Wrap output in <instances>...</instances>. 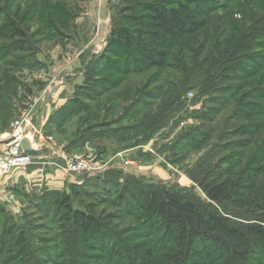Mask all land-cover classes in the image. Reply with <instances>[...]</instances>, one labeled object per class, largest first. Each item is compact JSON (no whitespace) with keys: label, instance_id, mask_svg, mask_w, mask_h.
<instances>
[{"label":"trees","instance_id":"16d2710c","mask_svg":"<svg viewBox=\"0 0 264 264\" xmlns=\"http://www.w3.org/2000/svg\"><path fill=\"white\" fill-rule=\"evenodd\" d=\"M228 1L230 0L135 2L130 8L140 10L130 19L136 29L130 31L120 28L115 36L117 45L123 42L131 46L136 40L140 45L135 53L122 51L116 55L123 62L121 66L119 63L114 66L116 72L132 74L151 68H175L181 80L176 84L174 82L173 89L167 94V97L173 98L171 104H176L190 90H196V96L204 98L201 110L188 113V117L192 116L198 122L177 133L178 145L181 146L184 142L190 150L197 151L208 144L213 148L215 143L220 144L217 138L212 137L215 130L211 124L215 123L222 111L230 107L229 121L227 120L230 141L221 147L226 153L221 156L218 169L208 170L207 175L200 179H196L198 174L193 175L209 159L208 151L187 170L199 182L208 203L203 205L194 196H189L185 189L173 191L170 187L154 186L143 175L137 177L126 173L123 175L124 179L119 180L116 177L117 171L113 172L108 181H104L101 174L90 175L81 184L67 187L70 191L75 187L100 184L103 194L109 195L111 199L108 201L109 206L116 208L114 211L98 210V202L106 199L100 198L96 193H85L88 200L84 207L74 208L66 190L43 187L41 194L34 198L32 206L43 218L55 217L59 222L57 231H49L50 235L37 239V243L45 245H36L32 249L33 238L29 231L25 226L21 227L16 216L0 207V250L4 249L5 252L2 264H263L264 184L261 180L264 179V161H257L264 155L262 152L258 155L262 146L252 144L257 142L256 136L260 132L259 123L262 121L258 120V116H264V102L251 99L242 103L241 100L234 99L236 94L233 93L232 85L220 86L219 83L222 78L233 80L248 73L251 77L262 71L264 43L250 40L254 36L251 31L256 23L247 26L245 23L235 24L232 25V31L221 30L217 21L211 23V14ZM4 12L6 11L0 8V39H7L9 43L1 42L0 52L4 54L8 47L24 51V38L28 31L25 23L18 13ZM208 26L215 36L212 32L208 33ZM241 51L246 53L233 57ZM29 57L28 54L16 57L13 66L29 62ZM189 57L192 62L188 64ZM235 58L239 61L233 63ZM104 60L105 57H102L98 65L101 66ZM91 70L95 71L90 67L89 72ZM90 78H87L88 83L83 86V91L87 92V95L84 94L85 98L74 93L48 117L43 127L45 132L47 128L50 131L58 130L68 116L77 115L82 109L83 112L90 111L98 104L95 101L92 104L91 101L93 95H96V100L102 97L103 86L99 84L100 79ZM165 83L170 84L171 81ZM1 87L0 78V89ZM98 87L102 89L98 90ZM147 88L149 85L145 83L144 87L135 89L139 96L128 109L125 108L119 119L104 125L103 122L98 126L93 125L95 131L90 133L79 132L80 136L71 139L65 150L80 147L95 138H118L117 135L121 134L132 136L131 138L142 136L143 141L151 139L149 136L152 133L144 130H149L154 124L153 116L151 115L153 121L149 116L153 112L147 108L149 103L142 100V97L149 96L151 90ZM95 90L98 93L92 94ZM252 90L255 91V88ZM256 90L258 92L251 93L255 98L264 93L263 89ZM132 117L139 118V121L115 127L116 129L111 127L101 130L103 126L126 123ZM137 145H140L139 141L128 147ZM237 147L244 152L238 149L237 152L234 151ZM245 150H252V155L246 157L248 159L242 164ZM171 152L168 149L164 158L167 154L171 157L178 155L175 151ZM234 167L237 168L236 172L229 173ZM224 172L228 173L222 176ZM220 175L219 180H214ZM243 181L244 184H238ZM238 185L240 189L237 191ZM253 216L256 219L251 220L250 217ZM41 227L44 229L45 226ZM47 231L48 229H44V233ZM55 236L60 239L55 240ZM39 253L45 254L46 259L39 257Z\"/></svg>","mask_w":264,"mask_h":264},{"label":"rangeland","instance_id":"374dc122","mask_svg":"<svg viewBox=\"0 0 264 264\" xmlns=\"http://www.w3.org/2000/svg\"><path fill=\"white\" fill-rule=\"evenodd\" d=\"M144 1L146 0H0V8L6 11L4 13H18L19 18L25 23L24 26L28 29L27 37L24 38V51L8 47V51L4 52V54L0 52V78L2 79V87L0 89V146L8 141L13 121L20 118L23 114L29 113L30 121L28 125L26 124L24 132L32 148L37 152L32 160H37L40 156L42 160L50 163L58 162L62 165V159H56V153L51 154L50 150L56 151L60 155L63 151H66L65 147L71 139H76L78 135L80 136L79 132L90 133L95 131L92 128L93 125L98 126L102 122V125H104V123L119 119L125 108L128 109L132 101L139 96V94L135 93V89H140L147 83L149 85L147 89L151 91L148 98L142 97V100L145 103H149L147 108L153 112L149 116L150 119L151 115L153 116L154 124L149 130L148 128H144V130L147 133H152L149 136L151 139L143 141L144 137L142 136L131 138L132 136L121 134L120 136L117 135L118 138L112 137L108 140L113 144V146H110L111 150L128 147L139 141L142 146L149 145L153 153L136 150L135 154L140 160L135 162L130 169L124 168L128 163L125 164V160H123V167L116 169L118 174L116 177L122 180L126 173L137 177L143 175L148 183H152L154 186L170 187L173 191L185 189L189 196H194L205 205L208 201L196 179L207 175L210 169H218L220 158L226 153L223 152L224 150L221 147L230 138L228 137L229 124H227L230 107L228 106L226 111H222L217 120L214 121L215 123L211 124L212 126L210 125L215 130L212 133V137L217 138L220 144L217 143V145L215 143L216 139L214 148L211 147V144H208L197 151H193L189 149V146H185L184 142H182L181 146L177 144V133L197 124L198 121L192 116L188 117V113H196L201 110L205 100L204 98H199L198 95L196 96V90H190L186 91L185 95L176 104H171L173 98L167 97V94L170 89H173L172 85H174V82L176 84L181 80L176 69L165 68L156 70V68H151L142 73L132 74L114 70L116 64L119 63L121 66V63H123L122 59L120 58L119 60L116 55H119L122 51L123 53L124 51H134L133 53H135L137 47H140L138 40L131 46L125 45L123 42L117 45L118 41L115 36L119 33L120 28L130 31L136 29L130 17L137 15L140 9L130 8V6L135 2ZM211 15V23L217 21L220 29L224 31H232V25L234 26L235 24L241 25L245 23L247 26L256 23L251 31V35L254 36L250 40L253 39V41L264 43V0H230ZM213 15L217 16L213 17ZM206 30L214 35V31L210 26ZM255 37L256 39H254ZM213 40L215 41L214 38ZM1 42L5 43L8 40L0 39ZM244 53L246 52L241 51L233 57L242 56ZM27 54L30 56L29 62L13 66L16 57L26 56ZM102 57H105V62L100 66L98 61ZM237 61H239L238 58H235L233 63ZM187 62L188 64L191 63L192 58L190 59L189 57ZM90 67L96 72L92 70L89 72ZM248 75L240 76V78L233 80H224L222 78L223 83L220 82L219 84L220 86L232 85L233 93L236 94L234 99H239L242 103L251 99L264 102V93L261 94L262 96L258 94L257 98L251 95V93L258 92L257 88L264 90V69L256 75H251V77ZM90 76L100 79L99 84L103 86L102 97L96 100V95H93V100L91 101L92 104L94 101L98 104L90 111L83 112L82 109L81 113L68 116L63 124L64 127L59 128L54 134L49 128H47L46 132L38 129L37 124L40 116H37L36 113H41L43 105L45 103L49 104L50 100L52 102L55 96H62L63 92L67 88L69 90L70 87V96L76 93L80 98H85L84 94L87 92L83 91V86L88 83L87 78L91 79ZM168 81H171V83L166 84L165 82ZM62 85L65 86L64 89H59ZM155 88L158 89L156 90ZM252 88H255V91ZM99 89L102 88L98 87ZM189 92H191V96H188ZM94 93L98 92L95 90L92 94ZM132 111L129 113H132ZM102 115L106 116V118L102 117ZM141 116L139 117L140 119H142ZM96 117L98 118L96 119ZM139 118L135 119V117H132L126 123L121 122L119 125L103 126L101 130L132 125L137 123ZM153 119L151 120L153 121ZM258 120L262 121V123H259L260 132L256 136L257 142L252 145L262 146L263 148L257 153L259 155L262 152V155H264V116H258ZM67 128L73 133L64 136L63 132ZM168 149L170 153L175 151L178 155L171 157V155L167 154L166 158H164V154ZM237 149L244 152L240 147H237L234 151L237 152ZM208 151L209 155L206 156L209 159L203 162L204 166L201 165L202 169L193 174H198L199 177L193 178L187 173V170H190V165L195 160L201 159ZM101 153L103 151L98 148V151L92 157L86 158L91 161H102ZM249 155H252V150H245V156L241 160L242 164L249 158ZM117 157L118 155L113 153V160ZM246 157L248 158L246 159ZM262 161H264V156L259 158L257 163ZM148 163L154 164V168L163 169L164 173L159 171L161 173L159 174V172L146 170V173L142 174L144 170L141 166H145ZM236 170L237 168L234 167L229 173L232 171L236 172ZM25 172V166H14L6 173L0 175V184L3 187V193L0 196V207L16 216L21 227L25 226L29 231V235L33 238L31 239V247L34 249L36 245H45L37 243V239L44 237V235H50L48 234L49 231H53V233L57 231L59 222L56 221L55 217L53 219L48 216L43 218L34 209L32 206L33 200L41 194L43 187L24 183L25 176L23 181V174ZM214 173H217V171ZM226 173L228 172H224L222 176ZM97 174H100V172L93 173V175ZM220 177L221 175L214 180H219ZM257 179L260 178L257 177ZM261 181L264 184V179ZM242 183L244 184L245 181L238 184ZM239 185L236 189L237 191L240 189ZM100 187V184L99 186L75 187L70 191L67 188L65 192L70 194V203L74 208L84 207L88 200L85 193H96L100 198L106 199L98 202L97 209L105 210L106 212L107 210L114 211L116 208H111L109 206L110 203H108L111 200L109 195L103 194ZM254 218L256 219L254 216L250 217L251 220ZM236 219L242 221L240 218ZM41 225L45 226L44 229H48V231L44 233ZM56 239L58 240L60 237L55 236ZM57 243L59 244V242ZM4 257L5 252L3 249L0 250V264L3 263ZM39 257L45 258L46 256L43 253H39Z\"/></svg>","mask_w":264,"mask_h":264},{"label":"crops","instance_id":"0c3cea01","mask_svg":"<svg viewBox=\"0 0 264 264\" xmlns=\"http://www.w3.org/2000/svg\"><path fill=\"white\" fill-rule=\"evenodd\" d=\"M71 86V85H70ZM64 85H62L59 89H64ZM71 87L69 88V90ZM68 90V88H67ZM66 90V91H67ZM69 90L66 92L64 91L62 96L60 97H54L55 99L50 100V103L47 104L45 103L43 105V108L41 109V113H36L37 116L39 117V123L37 124V128L40 129L41 131L43 130V127L50 115L53 114V112L58 109L62 104H64L70 96ZM57 98V99H56ZM57 102L55 103V101ZM55 103V104H54ZM64 127V125L62 126ZM53 134L54 132H57L56 129H52L51 131ZM75 132V131H74ZM72 134L73 131H69L67 128L66 131L64 130L63 134L64 136L66 134ZM113 146V144L105 138H95L92 142L85 143L84 145L74 148L72 150H69L68 152L72 153L73 155H80L84 157H92L95 152L98 151V148H101V153L102 157V162L104 161L105 169L106 168H111L114 171L116 169L122 168L123 167V160H125L128 164L127 166H124V168H129L133 166L135 162H137L138 159L136 156V150H141L142 152H150L151 154L153 153L152 149L147 146H142V145H137V146H131V147H124V148H116V149H110V146ZM142 148V149H141ZM35 150V149H34ZM51 154H55V158H58V152L56 151H51ZM113 153L115 155H118V157L113 160ZM37 152L35 151V155ZM32 158H34V156ZM60 160V159H59ZM140 162V161H139ZM153 165L147 164L145 166H141V168L144 170L142 174H145L146 170H149L150 172H161L164 173V170L161 168H154ZM26 167V172L23 174V181H24V176H25V181L24 183H28V185L32 186H37V187H46L47 189L50 190H66L67 187L71 184H81L83 180V174H74L67 172L61 164L58 162L56 163H50L48 161L42 160V157H38L37 160L34 159L25 166ZM159 172V174H161ZM156 173V174H157ZM102 174V173H101ZM23 183V184H24ZM22 184V185H23Z\"/></svg>","mask_w":264,"mask_h":264},{"label":"built area","instance_id":"2783aa9c","mask_svg":"<svg viewBox=\"0 0 264 264\" xmlns=\"http://www.w3.org/2000/svg\"><path fill=\"white\" fill-rule=\"evenodd\" d=\"M191 96V92L188 93ZM30 114L25 113L20 118L16 119L12 123V129L8 136V141L5 143L4 151L0 152V175L6 173L14 166H26L33 156L27 155L20 146V140L25 137L24 132L26 124H29ZM58 158L62 159V167L70 173L82 175L89 173L93 175L95 172L100 174L105 169L102 161H91L84 156L73 155L70 152L63 151ZM127 162L125 161V164ZM1 183V179H0ZM3 193V187L0 184V196Z\"/></svg>","mask_w":264,"mask_h":264},{"label":"water","instance_id":"95a60500","mask_svg":"<svg viewBox=\"0 0 264 264\" xmlns=\"http://www.w3.org/2000/svg\"><path fill=\"white\" fill-rule=\"evenodd\" d=\"M20 146L21 148L23 149V151L27 154V155H30V156H33L35 155V150L30 146V143L28 141L27 138L23 137L21 140H20ZM5 149V144H2L0 146V152L4 151ZM102 179L104 181H108L111 179L112 175H113V170L111 168H106L103 170L102 172ZM90 176L89 173H84L83 174V180H86L88 177Z\"/></svg>","mask_w":264,"mask_h":264},{"label":"bare ground","instance_id":"6f19581e","mask_svg":"<svg viewBox=\"0 0 264 264\" xmlns=\"http://www.w3.org/2000/svg\"><path fill=\"white\" fill-rule=\"evenodd\" d=\"M26 138L28 139V137H27V135H26ZM28 141H29V139H28ZM30 142V141H29ZM30 146H31V143H30ZM32 147V146H31Z\"/></svg>","mask_w":264,"mask_h":264}]
</instances>
